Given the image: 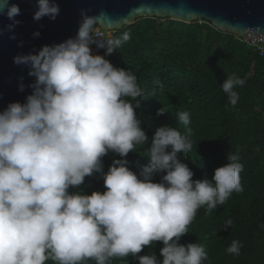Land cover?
Here are the masks:
<instances>
[{"label": "clouds", "instance_id": "clouds-1", "mask_svg": "<svg viewBox=\"0 0 264 264\" xmlns=\"http://www.w3.org/2000/svg\"><path fill=\"white\" fill-rule=\"evenodd\" d=\"M36 6V21L59 14L55 0H36ZM90 10H80L75 37L13 58L35 79L24 103H9L0 112V264H112L130 256L138 264H203V244L178 242L200 208L210 214L233 192L244 191L240 158L227 155L211 179L193 180L180 159L193 147L189 111L176 115L184 132L161 126L145 148L149 138L136 109L154 92L106 59L130 33L102 37L96 25L106 14L89 16ZM19 13L18 5L0 0V15L11 21L0 35L20 23ZM92 45L104 54H93ZM244 84L233 74L220 85L231 106L240 100L235 89ZM165 112L161 107L156 115ZM137 146L149 162L134 172L126 157L138 153ZM110 152L120 159L104 172L103 157ZM93 174H100L105 190L84 194L80 186ZM232 225L228 219L222 227ZM156 242L162 261L151 253ZM145 247L149 254L138 255ZM241 247L233 240L226 251L239 256Z\"/></svg>", "mask_w": 264, "mask_h": 264}, {"label": "trees", "instance_id": "trees-1", "mask_svg": "<svg viewBox=\"0 0 264 264\" xmlns=\"http://www.w3.org/2000/svg\"><path fill=\"white\" fill-rule=\"evenodd\" d=\"M130 39L106 59L117 68H125L137 76L138 84L152 97L143 101L136 112L142 121L150 145L155 130L161 126L176 127L184 132L176 115L181 111L191 114L192 150L180 154L182 162L194 173L193 180L211 179L214 170L225 165L227 155L236 154L243 166L240 173L242 193L233 192L223 205L210 214L200 208L189 233L178 242L203 244L207 260L203 264H264V56L234 34L216 30L210 22L186 24L170 19L141 18L113 33ZM92 47V52L96 51ZM100 48L96 54L103 55ZM236 75L245 81L235 90L240 100L237 105L228 103L221 84L227 76ZM159 80L164 87L154 82ZM167 112L157 116L159 108ZM129 153V168L149 162L144 149ZM114 153L103 157L104 172ZM154 176L153 182H159ZM84 194L103 192L100 174L86 177L80 189ZM70 191H74L70 189ZM228 219L233 225L225 230ZM233 240L242 243L239 256L227 253ZM156 242L151 253L162 261ZM149 254V248L138 255ZM51 264V262H48ZM112 264H138L134 257L114 260Z\"/></svg>", "mask_w": 264, "mask_h": 264}, {"label": "water", "instance_id": "water-1", "mask_svg": "<svg viewBox=\"0 0 264 264\" xmlns=\"http://www.w3.org/2000/svg\"><path fill=\"white\" fill-rule=\"evenodd\" d=\"M18 5L20 21L12 32L0 35V112L9 103H24L31 94L25 65L13 63L17 55L35 54L44 45H54L75 37L81 20L80 10L91 9L89 16H99L97 27L119 31L141 18L170 19L191 24L198 20L211 23L216 30L234 34L244 42L248 37L264 38V0H55L59 14L55 20L33 19L36 0H9ZM11 21L0 15V29ZM259 29L257 31L256 29ZM39 32V36H34ZM14 35L15 39L9 36ZM22 78V79H21ZM24 90L20 91V85Z\"/></svg>", "mask_w": 264, "mask_h": 264}, {"label": "built area", "instance_id": "built-area-1", "mask_svg": "<svg viewBox=\"0 0 264 264\" xmlns=\"http://www.w3.org/2000/svg\"><path fill=\"white\" fill-rule=\"evenodd\" d=\"M198 21L199 23L203 22V20H198ZM97 28L99 29V34L102 37L107 36L106 35L107 31L103 30L100 27H97ZM247 43H249L259 53L260 56H264V38L248 37ZM92 46L95 47V45H92ZM95 50L96 51L92 52L93 54L97 53L98 48H96Z\"/></svg>", "mask_w": 264, "mask_h": 264}, {"label": "rangeland", "instance_id": "rangeland-1", "mask_svg": "<svg viewBox=\"0 0 264 264\" xmlns=\"http://www.w3.org/2000/svg\"><path fill=\"white\" fill-rule=\"evenodd\" d=\"M115 31H107L106 35H108L109 33H111L113 35ZM92 47V46H91Z\"/></svg>", "mask_w": 264, "mask_h": 264}, {"label": "bare ground", "instance_id": "bare-ground-1", "mask_svg": "<svg viewBox=\"0 0 264 264\" xmlns=\"http://www.w3.org/2000/svg\"><path fill=\"white\" fill-rule=\"evenodd\" d=\"M93 47V46H92Z\"/></svg>", "mask_w": 264, "mask_h": 264}]
</instances>
